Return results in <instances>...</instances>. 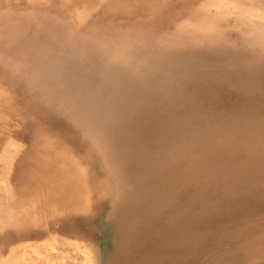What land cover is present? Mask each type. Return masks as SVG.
Returning <instances> with one entry per match:
<instances>
[{"label":"rangeland","instance_id":"374dc122","mask_svg":"<svg viewBox=\"0 0 264 264\" xmlns=\"http://www.w3.org/2000/svg\"><path fill=\"white\" fill-rule=\"evenodd\" d=\"M101 7L0 0V264H264V0Z\"/></svg>","mask_w":264,"mask_h":264},{"label":"bare ground","instance_id":"6f19581e","mask_svg":"<svg viewBox=\"0 0 264 264\" xmlns=\"http://www.w3.org/2000/svg\"><path fill=\"white\" fill-rule=\"evenodd\" d=\"M193 1H195V0H185V2L179 6L178 0H102V7L99 10L98 17H100V16L103 17V16L107 15V16H110V18H112V19H116L117 21H121L122 23L126 22L128 24L134 23L138 18L149 17L150 23L148 25L151 28L162 30V29L168 28V25L173 18L183 17L184 12L187 10V6L191 5L193 3ZM104 2H106V4H104ZM6 152H7V149H6ZM2 153H4V152H2ZM4 195H5V193H4ZM53 252H54V250H53ZM30 255H32V254H30ZM30 255L28 256V258H31ZM19 258H17V259H19ZM24 258H25V256H24ZM28 258L27 259L26 258L21 259V261H22L21 263L22 264H35L33 260L28 259ZM66 258H68V257H66ZM82 259L83 258H81V260ZM41 260H42V258H41ZM36 264H38V263H36ZM44 264H45V262H44Z\"/></svg>","mask_w":264,"mask_h":264}]
</instances>
